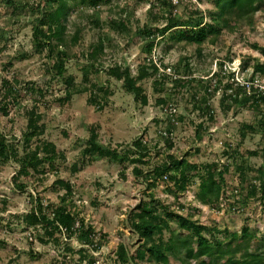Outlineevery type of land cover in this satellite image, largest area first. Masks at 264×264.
I'll return each mask as SVG.
<instances>
[{"label": "rangeland", "instance_id": "obj_1", "mask_svg": "<svg viewBox=\"0 0 264 264\" xmlns=\"http://www.w3.org/2000/svg\"><path fill=\"white\" fill-rule=\"evenodd\" d=\"M90 2L67 1L65 43L54 48L33 36L41 15L57 7L54 0H0V135L17 157L35 153L41 159L21 168L0 157V264L62 261L49 245L54 233L45 236V243L27 240L35 224L27 216L36 208L41 220L44 204L82 219L112 248L123 246L125 254L114 264H156L154 255L185 264L181 246L196 238L181 228L179 216L199 226L207 243L215 237L225 244L246 227L244 214L207 211L210 205L197 198L202 179L220 187L244 185L253 197L251 179H259L264 189V102H233L243 96L234 97L237 88L231 80L240 81L246 92L249 81L264 86V5L252 21L232 32L221 30L214 43L209 37L196 45L181 38L185 28L178 25L199 19L200 27L211 25L212 0H171L172 7L166 0ZM169 16L177 19L163 36L146 40L137 34L145 26L152 31L165 27ZM119 21L122 28L111 25ZM74 33L77 42L72 44ZM150 40L153 56L144 52ZM61 47L67 56L63 77H57L52 66ZM125 69L142 93L126 91ZM114 71L119 78L111 75ZM91 93L101 110L90 103ZM167 105L175 115L166 111ZM30 126L37 130L26 143ZM92 135L104 155L83 154ZM136 141L142 148L134 146ZM138 156L139 164L122 160ZM165 163L173 168L163 182L154 169ZM186 165L195 167L186 171L191 183L179 188ZM147 210L157 218L148 244L132 226L138 215L149 218ZM42 221L40 230L47 225ZM252 229L255 242L264 239ZM151 245L159 253L152 256Z\"/></svg>", "mask_w": 264, "mask_h": 264}, {"label": "trees", "instance_id": "obj_2", "mask_svg": "<svg viewBox=\"0 0 264 264\" xmlns=\"http://www.w3.org/2000/svg\"><path fill=\"white\" fill-rule=\"evenodd\" d=\"M68 0H54L57 3V7L53 11L45 12L41 15L39 19V23L37 26L33 27V36L35 38L43 37L44 42L43 46H47L49 43H53L54 48L63 46L65 43V30H66V23L67 17L69 12V7L67 4ZM75 1V0H74ZM99 0H91V6H96ZM166 0L165 5L172 7V3ZM212 4L214 6V15H212V24L205 26L204 28L200 27L201 19L197 20L196 22H186L183 21L180 23V27L185 28V31L180 33L182 39H185L189 42H192L196 45H200L204 43L207 38L210 37V42L214 43L217 39L218 35L220 34L221 30H227L232 32V30L246 22H250L253 20L254 14L259 6L264 5V0H212ZM177 19V18H176ZM175 18L169 16L168 23L169 25H165L163 28H155L153 31L151 28L145 26L142 30L138 31L139 36H143L146 40L150 38H154L155 36H163L165 31L169 29L170 24H174L176 22ZM113 27L122 28L123 21L113 22L111 24ZM175 26V25H173ZM191 28V29H188ZM196 28V30H193ZM44 29H46L44 31ZM72 44L77 42V33H74L70 39ZM154 41L150 40L145 44L144 52L148 55L153 52L154 50ZM66 53L62 49V47L57 51L56 60L53 64V69L55 70V75L57 77H63L65 71V58ZM152 64V63H151ZM154 66V67H153ZM154 72H157V68L155 65H151ZM259 68H255L254 72H259ZM111 75L119 78L118 72L114 71ZM124 75L127 78L126 82V91L131 95H136L142 93L143 90L141 87L135 85V80L131 77L130 72L128 69L124 70ZM252 80V79H251ZM70 85V83H68ZM237 88V93L234 97L238 95H242L243 97L238 101L237 98H234L233 102L238 104H245L247 101L251 100L253 106H258L260 102H264V95L257 96L253 93V89H251L250 93L248 94L245 89ZM87 90V89H86ZM85 90V91H86ZM81 92H85L84 90H80ZM74 91L73 93H76ZM68 97L70 93L68 92ZM94 93H91L90 103L98 106V110L102 109L101 105L96 103ZM232 97V96H231ZM230 97V98H231ZM142 101L146 103V96L142 97ZM168 109V105L166 107ZM165 109V110H166ZM168 111V110H167ZM264 113V109H263ZM264 122V118L262 120ZM264 126V123H261V126ZM37 128L30 126L28 131L26 132L25 142L28 143L29 140L35 135ZM137 148H142L141 142L136 141L135 145ZM13 151V146L9 145L5 138L0 135V157L5 159H12L16 164H18L21 168H25L27 164L38 165L41 163V159H38L35 153H28V155L24 157H17ZM49 149L46 148L44 152H48ZM145 151V150H144ZM100 154L101 156L105 153L103 149L95 142L93 135L90 137L88 142V147L84 150L83 154ZM43 160L50 161L52 157H43ZM123 161L131 160L132 163H141V157H136L133 159H128L127 157L122 158ZM173 168V164L165 163L161 167H156L154 169L155 174L162 179L164 175L168 178V173L171 172ZM194 166L186 165L182 171V177L180 181L179 188L181 185L186 183H191L190 177L186 175V171L188 169H194ZM136 173H138L136 168ZM221 175L223 172L218 171ZM221 189L219 185H217L214 181H205L201 180L198 188L197 198L201 203L209 204L211 207H214L217 203ZM42 206V204H41ZM39 209L45 210L40 215L41 220L38 219V213L36 208L28 214L27 217L31 219V224L35 223L34 226L42 223V220H46L47 227L46 231L44 232L45 235L42 239H39L40 242L45 243V236H51L54 233L56 227L55 222L58 225L64 226L69 228L70 224L73 221V216L67 212L65 209H58L53 205L46 204L44 207H39ZM44 214V215H43ZM147 214L149 217L148 219L144 215H138L137 223H133V229L135 232L138 233L140 237L143 238L146 244L151 242V234L152 229L155 228L152 224V221L157 219L154 217V211L147 210ZM53 216L54 220L50 219ZM178 222L182 229H188L192 232L195 236V242H188L186 247L181 245H176L177 252L180 253L178 249H181L182 252L185 251V257L182 258L181 262L185 264H264V239H260L259 241L255 242V237L252 234H249V230L247 227L241 229L240 236L233 234L230 236V240L223 244V241H219L214 237V241L212 243H207L203 236L201 235V228L197 226L195 223L189 221L188 218H184L182 216L178 217ZM53 231V232H52ZM92 232L91 227L88 228V231L82 234V237L85 238L86 235ZM53 244H57L58 238L52 237ZM193 245H196L195 249ZM181 246V248H180ZM174 250V249H173ZM148 252L153 256L155 253H159L158 247L151 245L148 248ZM177 255V253L174 251ZM125 254L123 246H120L117 250V257L122 258L121 255ZM138 256L142 258L144 256L143 252H138ZM122 261L125 262L124 259ZM154 261L156 264H169L168 260L165 256L161 255H154Z\"/></svg>", "mask_w": 264, "mask_h": 264}, {"label": "built area", "instance_id": "obj_3", "mask_svg": "<svg viewBox=\"0 0 264 264\" xmlns=\"http://www.w3.org/2000/svg\"><path fill=\"white\" fill-rule=\"evenodd\" d=\"M153 53L154 52H152L150 56H153ZM166 71L169 72L170 69H166ZM231 80H233L232 83L234 87L241 85V88H245L240 81H236L233 77ZM253 82L249 81L247 83L249 85H245L248 89L247 93L249 94L251 89H253V93L257 96L264 95V86L263 88L261 86H259V88L253 87ZM167 110L166 111L170 115H175L176 113V110L172 107H169ZM222 165L224 168L230 166L228 162L222 163ZM167 180V176L164 175L162 181L166 182ZM250 182L255 187L257 196L253 197L249 195L248 187L245 188L244 185H225L221 189L220 197L215 206L207 207V211H226V213L229 212V214H233V216L244 214V218L247 219L246 227L252 229L251 227L254 226L253 228L256 227V229L252 230L264 234V189H261L259 179L254 178L251 179ZM190 188H192V185H189L188 190ZM45 205L46 204H44L43 207ZM245 206L247 209H245ZM196 208H198V210L203 209L201 205L196 206ZM50 219L54 220V217L51 216ZM45 227L41 230V227L38 225L31 227V229H29L30 231L28 230V233L31 234L27 233V240L29 242H36L38 239H42L45 235ZM54 227H56L54 234L55 237L58 238V242L57 244L49 243V245L52 246L53 253L58 252L59 255L57 256V260L59 258L62 259L60 263L57 261L56 264H114L118 260L117 247L112 248L111 245H109L110 242L106 244L107 238L104 237L102 233L96 231L91 225L82 221V219L73 218L69 228L58 225L57 222H55ZM89 227H91L92 232L83 238L82 234L87 232ZM35 233H37V235H35ZM238 233H240V231ZM74 245L76 246L75 248ZM58 248H60L59 251H57Z\"/></svg>", "mask_w": 264, "mask_h": 264}]
</instances>
